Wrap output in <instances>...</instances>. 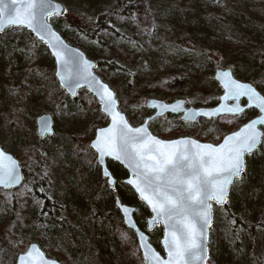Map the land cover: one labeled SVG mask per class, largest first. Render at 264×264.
Returning <instances> with one entry per match:
<instances>
[{
	"label": "trees",
	"instance_id": "1",
	"mask_svg": "<svg viewBox=\"0 0 264 264\" xmlns=\"http://www.w3.org/2000/svg\"><path fill=\"white\" fill-rule=\"evenodd\" d=\"M215 1L208 0L205 5L201 6L194 0H170V2L168 0L169 8L165 2L163 5L154 7V10L157 13L161 12L163 16L180 15L181 19H185L198 14L200 12L198 10L204 11V8L203 18L206 19V26L210 32H214V44H211L210 49H213L214 53L238 52L242 47L236 42H229L226 31L227 27L230 29L234 27L233 21L236 18L233 13L237 12L242 15L244 13L239 12L238 6L231 0ZM94 6L93 22L76 17L67 23V26L84 35L88 42L101 44L102 52H94L93 56L86 55L90 60L97 62L96 74L114 90L120 110L127 115L132 125L141 124L143 119L150 114L144 108L141 109L140 115L129 109L130 106L136 105L139 101L141 103L144 99L154 98L167 103L182 99L194 107L214 106L217 103V100L206 105L192 103L193 98L199 94L210 93L217 96L221 94L212 75L208 76L195 71L170 70L171 64L182 66L187 64L183 55L175 53L168 45L170 29L162 30V33L158 30L159 35L156 34V27H153L150 34L156 38L154 42L162 44L163 52L157 57L146 58V66L135 73L133 85H123L126 73L120 64H136L137 56L128 44L120 45L117 39L125 34H135L141 13H148L149 10L134 0H96ZM68 13L66 12L65 16ZM221 17H227L230 20L227 26L223 25ZM198 19L204 25L201 17ZM60 33L69 44L81 49V46L69 38L67 32ZM24 34L28 60L19 69L22 81L18 85L16 96L6 104L0 105V131L5 132V137H9L7 142H2L0 139V144L5 151L17 157L25 168L27 179L24 191H26V196L22 189L15 193L0 192V264H15L17 256L24 253L28 245L33 242L37 243L45 253L47 252V256L62 264H143L135 238L123 226L114 207V199L103 201L96 198L103 184L100 179L98 184L86 175L87 169L97 170L98 168L88 143L93 138L95 129L107 124L106 118L99 113L97 103L84 90L79 91L76 99V101L82 100V105L85 106L84 112L80 115L81 118H69L64 115V112L67 113L66 104H73L75 101L70 100L58 87L53 77V62L44 46L36 42L27 32ZM211 53L213 52L205 54L207 61H210ZM215 65L219 66L220 63L217 62ZM222 67L226 69L229 66L223 65ZM235 76L237 77V74ZM262 77H264V69L259 81ZM126 88H128V93L124 96L121 91ZM38 92L39 95L36 96ZM40 106L49 108L54 118V126L60 127L69 137L68 142L66 140L57 141L58 145L60 142L64 148H57L56 141L53 145L52 142H48L54 141V138L40 139L35 134L34 121L31 123L27 121L26 116L30 114V109ZM61 111L63 119L59 118ZM244 117H246L245 121H248L252 114L244 115ZM217 121L223 122V131L213 136L206 138L199 131L188 133V135L199 141L216 144L224 135L235 131L245 123V121L238 122L231 117H222ZM161 122L165 125L161 130L152 129L153 133L161 138L171 134L177 128L191 130L195 129L199 123H208L200 120L198 124L190 125L179 122L176 117L166 116L151 124ZM175 137L176 135H171L165 139ZM24 158L29 162L25 163ZM109 168L116 173L118 179L124 177L125 173L120 166L109 163ZM46 172L47 175H45ZM42 177L48 183V186L43 187L44 194L46 193L47 196L43 195L44 200L46 199L45 203H49L47 199L49 198L56 201L59 206H66L73 217L72 220L63 221L59 216L54 217V220L48 218L49 214H46L45 221L39 220L38 211L41 199L36 198L33 184L35 181H40ZM103 189L110 193L114 191ZM233 190L234 186L231 188L229 200L232 198ZM80 194L82 198L78 196ZM119 197L122 203L137 206L135 219L140 229L145 231L146 220L150 216L148 210L132 192L131 196L123 194ZM223 211L231 213L228 218L232 221L238 220L229 211L228 204L225 205ZM136 215H139V219ZM101 224H111L108 234L99 231ZM241 224L245 226L243 221ZM149 235L156 250L161 252L159 248L161 228L155 227ZM215 235H219L220 241L223 240L217 223L213 225V236ZM104 243L105 245L108 243V247L104 246Z\"/></svg>",
	"mask_w": 264,
	"mask_h": 264
},
{
	"label": "snow or ice",
	"instance_id": "2",
	"mask_svg": "<svg viewBox=\"0 0 264 264\" xmlns=\"http://www.w3.org/2000/svg\"><path fill=\"white\" fill-rule=\"evenodd\" d=\"M63 10L52 0H0V32L7 28H27L45 43L56 58V72L63 86L72 90L89 81L90 91L98 98L101 111L110 119L108 127L99 128L89 147L97 154V165L106 158L119 162L130 174L124 182L135 190L139 200L151 210L149 230L163 225L162 258L139 233L143 264H206L208 231L212 227L213 204L224 208L229 203V190L242 181L247 157L264 154V77L257 83L235 78L236 70L218 66L215 80L223 94L219 104L210 111H185L180 104H152L154 109L183 111L185 121L196 117L232 119L246 114V109L258 110V115L237 131L227 134L218 145L180 138L169 141L153 136L147 121L132 126L118 110L114 92L96 80L89 69L92 65L80 53L73 52L49 27L52 16ZM92 84L95 87H92ZM259 89V90H258ZM243 100V103H242ZM48 130L46 121L42 122ZM47 175V172L45 173ZM106 184L116 188L117 179L108 169L103 170ZM21 180L15 160L0 150V186L8 188ZM128 223L129 209L117 200ZM19 216V213H17ZM235 222V221H233ZM264 227V221L261 222ZM133 225L129 224V228ZM18 264H59L48 259L35 244L18 257Z\"/></svg>",
	"mask_w": 264,
	"mask_h": 264
},
{
	"label": "rangeland",
	"instance_id": "3",
	"mask_svg": "<svg viewBox=\"0 0 264 264\" xmlns=\"http://www.w3.org/2000/svg\"><path fill=\"white\" fill-rule=\"evenodd\" d=\"M54 1L63 4L66 12H69L64 18H51L50 22L54 27L59 32H67L69 38L74 43L81 46L83 52H86L85 54L92 55L94 52H102L103 49L101 48V44L97 42H88L84 35L69 29L67 26V23L76 19V17H82L87 22H93V10L96 0ZM134 1L142 4L149 11L148 13L140 12L141 16L137 24V30L134 32L135 34H125L117 39L120 45L128 44L137 56L136 64H120L124 73H126V78L124 80L126 82L123 81V85H133L135 82V73L146 66V58L149 56L157 57L163 52L162 44L154 42L156 38L153 34H150L153 27L157 29L156 34H159L158 30L162 33V30L170 29L168 45L172 47L175 53L183 55L187 63L184 66L171 64V71H195L196 73L200 72L208 76H213L214 70L218 68V65L216 66L215 64L219 62V67L226 65L235 69V74H237L235 78L241 81L251 83L255 80L257 83L260 82L259 78L264 69V0H231L238 6V11L244 14L242 15L237 12L233 13L236 18L233 21L234 27L231 29L227 27L226 32L228 33L225 35L229 42H236L242 48L238 52L222 51L221 53H214V51H212L213 49H210L211 44H214V32H210V29L206 26V19L203 18L205 15L204 8V11L198 10L200 12L193 17L181 19L180 15L168 17L154 10V7L163 5L165 2L167 8H169L167 3L168 0ZM194 1H197L199 5L203 6L208 0ZM176 12L177 11H175V13ZM198 17H201L204 25L200 23ZM221 21L223 25L227 26V22L230 20L227 17H221ZM24 33L26 32L20 29H11L6 31L3 35H0V105L6 104L11 98L16 96L18 85L22 81L19 69L22 64L28 60V50ZM208 52H213L211 53L210 61L205 59V54ZM123 85L121 86L122 88L124 87ZM261 87H264V85H261ZM121 92L126 96L128 88ZM37 95H39V92L36 93V96ZM217 97L216 94H199L193 98L192 103L206 105L215 102ZM73 101H75V103L66 104L65 109H67V113L64 112V115H67L69 118H81L80 115L85 109V106L82 105L83 101ZM139 102L129 107V109L136 114H139L141 109L144 108L145 99L141 100V103ZM62 111L59 112L60 119H63ZM40 115H50L53 117L48 107L40 106L36 107V109L32 107L26 119L29 123L34 121L35 125V121ZM245 118L246 117L243 115L236 118V121L243 122ZM163 126L165 125H163L162 122L155 125L151 124L150 130H161ZM223 127L222 121L218 122L215 120L207 124L199 123L195 129L191 130L188 128H177L174 132L162 138L165 139L171 135H176L175 138L190 136L188 133H195L196 131H199L201 135L207 138L208 136L215 135L219 131H223ZM4 133L0 131V139L2 142H7L9 137H5ZM51 138H54V141L48 142H52L53 145L56 141L55 146L57 148H64V145L60 144V142L58 145L57 141H69V137L60 127L54 128V136ZM11 140L12 139H10V141ZM26 162H29V160L25 161V163ZM95 172V169L90 168L86 170V175L90 180L93 179L99 184V174H97V172L95 174ZM95 185L97 184L95 183ZM123 194H129L131 196L130 190H124L123 187H116L111 193L101 188L95 197L103 201H113L115 196ZM78 196L81 197L82 195L80 194ZM75 199L78 200L77 196H75ZM80 201H82V199ZM228 205L229 211H231L239 221L233 222L232 219L228 218L231 213L229 214L223 211V208L214 207V224L217 223L223 240L220 241L219 235L213 236L212 227L209 232L208 240V264H264V227L261 225V222L264 221V154H257L247 158L246 173L242 177L241 182L234 184L232 198L229 200ZM131 206L137 208L136 205ZM136 217L139 219V215H136ZM62 219L63 218H61V220ZM241 221L244 222L245 226L241 224ZM110 225L101 224L99 226V231L101 233L107 232L108 234ZM102 240L104 242V238ZM108 245V243H106V245L104 243V246L108 247Z\"/></svg>",
	"mask_w": 264,
	"mask_h": 264
},
{
	"label": "water",
	"instance_id": "4",
	"mask_svg": "<svg viewBox=\"0 0 264 264\" xmlns=\"http://www.w3.org/2000/svg\"><path fill=\"white\" fill-rule=\"evenodd\" d=\"M52 2L53 3H55V4H57V5H59V7L61 8V10H63V14L62 15H59V16H52V17H56L57 19H61V18H64L65 17V15H66V9H65V7H64V5H62L61 3H59V2H56V1H54V0H52ZM51 18V17H50ZM49 18V19H50ZM48 24H49V27L52 29V31H54L60 38H61V41L63 42V44L64 45H66L67 46V48L68 49H70V50H72L73 52H76V53H80V54H82V56H83V58L85 59V60H87L88 62H89V64L90 65H92V67L89 69V71L91 72V74H92V76L93 77H95V79L96 80H99L100 82H102L103 84H105V85H107L110 89H111V87L107 84V83H105L97 74H96V70H97V68H98V64H97V62L96 61H93V60H90L88 57H87V55L85 54V52H83L81 49H79V48H77V47H75V46H73V45H71V44H69L67 41H66V39L62 36V34L54 27V25L48 20ZM10 29H15L14 27H12V28H7V29H5V31L4 32H0V35H3L6 31H8V30H10ZM21 30H23V31H26L36 42H38V43H40V44H42L44 47H45V49H46V51H47V53H48V55L50 56V58H51V60H52V62H53V66H54V72H53V77H54V79H55V81H56V83H57V85H58V87L60 88V90L70 99V100H75L76 98H77V96H78V93H79V91H81V90H84V91H86V93L88 94V95H90L94 100H95V102L98 104V111H99V113L102 115V116H104L106 119H107V124L105 125V126H103V127H108L109 126V124H110V119L109 118H107L106 117V115L101 111V105H100V103H99V100H98V98L95 96V94H94V92H92V91H90V86H89V81H87V80H85V81H81V87H78V88H76L75 89V95H73V93H72V90L71 89H69V88H67V87H65V86H63L62 85V83H61V81H60V78H59V76H57L56 75V72L57 71H60L61 69H60V67H59V65H57V63H56V58H55V56L52 54V49H50L45 43H43L40 39H39V37L34 33V32H31L29 29H27V28H23V29H21ZM217 71V69H215L214 70V74H213V81H214V83H216L217 84V86L220 88V90H221V95L223 94V90H222V88L220 87V85H219V82L218 81H216L215 80V72ZM244 82V81H243ZM92 87H95V85L94 84H92ZM112 90V89H111ZM113 92H114V90H112ZM114 94H115V92H114ZM220 95V96H221ZM219 96V97H220ZM115 97H116V94H115ZM219 97H218V103L215 105V106H213V107H199V108H196V107H193V106H187V101H185V100H182V99H177V100H174V101H172V102H170V103H167L166 101H163V100H158V99H154V98H148V99H146L145 100V103H144V108L147 110V111H150V112H152V114L150 115V116H148V117H146L145 119H144V121H143V123L142 124H144L145 123V121H147V127H148V130H149V132L153 135V136H155L152 132H151V130L149 129V125L153 122V121H155V120H157V119H162V118H164V117H166V116H176V117H178V120H179V122H181V123H186V124H195L198 120H205V121H212V120H217V119H219V118H211V119H209V118H207V117H196L194 120H189V121H185V119H184V112L183 111H176V112H172V111H166V110H164V108L163 107H161L160 109H154L151 105L152 104H160V105H167V106H172V105H175V104H180L181 106H182V108L185 110V111H192V112H197V111H210V110H212L213 108H215V107H217L218 106V104H219ZM116 99H117V97H116ZM243 101V100H242ZM117 107H118V110L126 117V119L128 120V118H127V115L125 114V113H123L121 110H120V107H119V101H118V99H117ZM248 110H253V109H246V111H248ZM254 111H256L257 113H258V110H254ZM222 117H225V116H222ZM228 117H230V116H228ZM221 118V117H220ZM44 121H46L47 122V124H48V130L47 131H44L43 130V127H42V122H44ZM130 123V122H129ZM247 123V122H246ZM131 124V123H130ZM142 124H140V125H138V126H136V127H139V126H141ZM35 125H36V130H37V135L39 136V138H41V139H43V138H45V137H52L53 136V134H54V125H53V119H52V117L50 116V115H41V116H39L37 119H36V122H35ZM132 125V124H131ZM133 126V125H132ZM243 126V124L240 126V127H242ZM239 127V128H240ZM99 128H102V127H98V128H96L95 129V131H94V135H93V138L90 140V142H89V144H88V147H89V145L91 144V142L95 139V136H96V132H97V130L99 129ZM238 128V129H239ZM237 129V130H238ZM237 130H235V131H237ZM234 132V131H233ZM232 133V132H231ZM228 134H230V133H228ZM227 135V134H226ZM155 137H157V136H155ZM157 138H159V137H157ZM180 138H190V139H194V138H192V137H180ZM180 138H176V139H180ZM159 139H161V138H159ZM223 139V138H222ZM222 139H221V141H222ZM161 140H164V139H161ZM170 140H174V139H170ZM195 140H197V139H195ZM164 141H169V140H164ZM198 142H201V141H199V140H197ZM220 141V142H221ZM219 142V143H220ZM201 143H209V142H201ZM218 143V144H219ZM213 144V143H212ZM218 144H214V145H218ZM89 149L92 151V153L95 155V157H96V165H97V154L95 153V150L94 149H91L90 147H89ZM0 150H3L4 151V149L1 147V145H0ZM4 152H6V151H4ZM8 155H10L12 158H13V160H15L16 161V163H17V166H18V171H19V175H20V177H21V180H20V182L18 183V184H14V185H11L10 187H8V188H4L3 186H0V190H3V191H10V190H17L19 187H21L22 186V184H23V182H24V177H23V171H22V168H21V166H20V164H19V161L17 160V159H15L14 158V156L12 155V154H10V153H8V152H6ZM247 159V158H246ZM108 162H112V163H115V164H117V165H119L123 170H124V172H125V174H126V178L125 179H123L122 181H121V183L124 185V186H126V187H128L131 191H132V193L135 195V197L137 198V200L140 202V203H142L140 200H139V198H138V195L137 194H135V190L134 189H132L131 188V186H129V185H127L126 183H124L128 178H129V176H130V174L128 173V170L126 169V168H124L123 167V165H121L119 162H117V161H114V160H111L110 158H106V162H105V164L104 165H101V166H98V168L100 169V172H101V178L103 179V180H105L106 181V178L103 176V170L104 169H108L109 171H110V169H109V167H108ZM111 172V171H110ZM107 185V184H106ZM107 188H109V189H114L113 187H111V186H109V185H107ZM231 189V188H230ZM229 193H230V190H229ZM117 200H119L121 203H122V201H121V199L118 197V196H115V198H114V207H115V209H116V211L118 212V214H119V216H120V218H121V220H122V223H123V226L129 231V232H131V233H133V235H134V237H135V240H136V244H137V247H138V250H139V253H140V256H141V259H142V261H143V252L140 250V240H139V237H138V234L139 233H143L145 236H146V238H147V243L162 257V258H165L166 259V252H165V250H164V247H163V244H162V239H163V236H164V229H163V225H161V224H156V225H154V226H151V228H150V230H149V227H148V225H147V222L151 219V217H152V213H151V210L149 209V208H147V206L146 205H144L143 203V205H144V207L148 210V212H149V217L147 218V220H146V231H143L142 229H140V227L137 225V222H136V220H135V213L137 212V208L136 207H134V206H129V205H126V204H124V203H122V205L123 206H125V207H128V209H129V215H128V223H125V219H124V213L121 211V207L120 206H118V204L116 203V201ZM213 207H217V208H221V207H219V206H217V205H215V204H213ZM213 223H214V213H212V226H213ZM129 224H131V225H133V227L132 228H129ZM155 227H160L161 228V230H162V236H161V238H160V240H159V246H160V248H161V251L162 252H159V251H157L156 250V248L151 244V242H150V236H149V234H148V232H152L153 231V229L155 228ZM212 228V227H211ZM209 232H210V229H209V231H208V240H209ZM208 240H207V249H208ZM32 244H35L36 246H37V248H39L41 251H42V249L40 248V246L38 245V244H36V243H32ZM32 244H30V245H32ZM29 245V246H30ZM28 246V247H29ZM44 253V252H43ZM23 253H21V254H19L18 256H17V258H16V262H15V264H18V257L20 256V255H22ZM46 256V255H45ZM49 259V258H48ZM52 260V259H51ZM208 260H209V252H208V259H207V261H206V264L208 263ZM60 264V263H59Z\"/></svg>",
	"mask_w": 264,
	"mask_h": 264
},
{
	"label": "flooded vegetation",
	"instance_id": "5",
	"mask_svg": "<svg viewBox=\"0 0 264 264\" xmlns=\"http://www.w3.org/2000/svg\"><path fill=\"white\" fill-rule=\"evenodd\" d=\"M242 103H243V101H242ZM250 113L252 114V117L250 118V119H253V118H255L257 115H258V113L256 112V111H254V110H248V111H246V114L245 115H250ZM149 115H151V113L149 114ZM148 115V116H149ZM177 118V120H178V117H176ZM249 119V120H250ZM53 122H54V119H53ZM36 128V127H35ZM54 128H55V126H54ZM182 137H184V136H182ZM95 156V155H94ZM15 157V156H14ZM15 159H17V157H15ZM18 160V159H17ZM19 161V160H18ZM95 163H96V157H95ZM109 163H112V162H108V167H109ZM19 164H20V162H19ZM20 166H21V168H22V171H23V177H24V182H23V184H22V186L21 187H19L17 190H10V191H3V190H0V192H5V193H11V192H17L18 190H20V189H22L23 190V192H24V195L26 196V191H24V188H25V181H26V172H25V168L23 167V165H21L20 164ZM98 167V166H97ZM121 168V167H120ZM110 169V168H109ZM96 172H97V174H99V178H100V182H102V184H103V188H107V185H106V181L105 180H103L102 178H101V172H100V169L99 168H97V170H95ZM111 171V173L112 174H114V176H115V178L117 179V187H123V188H126V189H128V190H130L128 187H126V186H124L122 183H121V181L123 180V179H125L126 178V174L124 175V177L123 178H120V179H118L117 178V175H116V173L114 172V171H112V170H110ZM124 171V170H123ZM125 173V172H124ZM45 186H48V183L46 182V180H45V178H41L40 179V181H35L34 182V184H33V188H34V192H35V196H36V198L37 199H41V201H40V205H39V220L41 221V222H43V221H45V219H46V214H49V217L48 218H53L54 220H55V218L54 217H57V216H59L60 218H63V221L64 220H72V216L69 214V212H68V208L66 207V206H59L58 205V203L56 202V201H54L53 199H49V198H47L48 200H49V203H45V200H44V196H46V193L44 194V191H43V187H45ZM108 189V188H107ZM116 189V188H115ZM40 190V191H39ZM44 195V196H43ZM42 196H43V198H42ZM47 197V196H46ZM56 215V216H55ZM63 221H61V222H63ZM43 250V249H42ZM44 251V250H43ZM44 253H45V251H44ZM46 254V253H45ZM46 256H47V254H46ZM47 258H49V259H52V260H56V259H54V258H51V257H49V256H47ZM58 261V260H57ZM16 262V261H15ZM61 263V262H60ZM62 264V263H61Z\"/></svg>",
	"mask_w": 264,
	"mask_h": 264
},
{
	"label": "bare ground",
	"instance_id": "6",
	"mask_svg": "<svg viewBox=\"0 0 264 264\" xmlns=\"http://www.w3.org/2000/svg\"><path fill=\"white\" fill-rule=\"evenodd\" d=\"M215 1V0H214ZM230 18V17H229ZM114 28V27H113ZM237 31V30H236ZM88 36V35H87ZM229 37V36H228ZM65 154V153H64ZM56 216V215H55ZM99 246V245H98ZM47 253V252H46ZM4 254V253H3ZM5 261V260H4Z\"/></svg>",
	"mask_w": 264,
	"mask_h": 264
}]
</instances>
